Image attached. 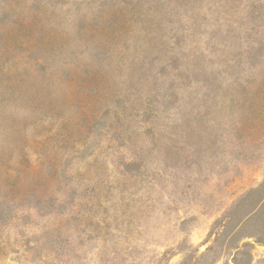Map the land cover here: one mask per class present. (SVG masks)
<instances>
[{"label":"rangeland","instance_id":"1","mask_svg":"<svg viewBox=\"0 0 264 264\" xmlns=\"http://www.w3.org/2000/svg\"><path fill=\"white\" fill-rule=\"evenodd\" d=\"M0 264H264V0H0Z\"/></svg>","mask_w":264,"mask_h":264},{"label":"trees","instance_id":"2","mask_svg":"<svg viewBox=\"0 0 264 264\" xmlns=\"http://www.w3.org/2000/svg\"><path fill=\"white\" fill-rule=\"evenodd\" d=\"M50 201H52V200H50ZM53 203H54V202H53ZM53 203H50V206H48V208L53 207Z\"/></svg>","mask_w":264,"mask_h":264}]
</instances>
